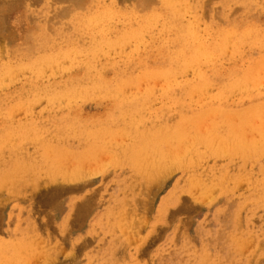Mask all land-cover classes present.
Here are the masks:
<instances>
[{
  "label": "rangeland",
  "instance_id": "obj_1",
  "mask_svg": "<svg viewBox=\"0 0 264 264\" xmlns=\"http://www.w3.org/2000/svg\"><path fill=\"white\" fill-rule=\"evenodd\" d=\"M0 45L1 264H264V0H0Z\"/></svg>",
  "mask_w": 264,
  "mask_h": 264
},
{
  "label": "bare ground",
  "instance_id": "obj_2",
  "mask_svg": "<svg viewBox=\"0 0 264 264\" xmlns=\"http://www.w3.org/2000/svg\"><path fill=\"white\" fill-rule=\"evenodd\" d=\"M62 1H63V0H62ZM64 1H65V0H64ZM66 1H67V0H66ZM77 1H78V0H77ZM106 1H108V0H106ZM169 1H170V0H169ZM71 2H72V1H71ZM117 2H118V1H117ZM247 3H248V2H247ZM118 4H119V3H118ZM176 4H177V3H176ZM31 5H32V4H31ZM107 6H108V5H107ZM164 8H165V7H164ZM189 8H190V7H189ZM249 8H250V7H249ZM181 9H182V8H181ZM191 9H192V8H191ZM165 11H166V10H165ZM165 11H164V12H165ZM192 12H193V11H192ZM245 12H246V11H245ZM167 13H168V12H167ZM163 15H164V14H163ZM16 16H17V19L19 18V27L17 28V29H18V35H19V36H23L24 33L26 34V31H27V25H28V24L26 23V20H25L23 14L20 15V13H19V14H16ZM19 16H20V17H19ZM184 16H185V15H184ZM190 16H191V15H190ZM261 17H262V16H261ZM119 18H120V17H119ZM123 19H124V17H123ZM160 19H161V18H160ZM174 19H175V18H174ZM178 19H179V18H178ZM183 19H184V18H183ZM197 19H198V18H197ZM5 20H8V21H9V20H10V19H9V16H6ZM103 20H104V19H103ZM113 21H114V20H113ZM113 21L111 22L112 24H114ZM117 21H118V20H117ZM115 22H116V20H115ZM124 22H125V21H124ZM111 23H110V24H111ZM138 23H139V22H138ZM152 23H153V21H152ZM185 23H186V22H185ZM108 24H109V23H108ZM258 24H259V23H258ZM97 25H99V24H97ZM238 25H239V24H238ZM105 26H106V25H105ZM136 26H137V25H136ZM190 26H191V25H190ZM115 27H117V26H115ZM115 27H114V28H115ZM125 27H126V26H125ZM125 27H124V28H125ZM193 27H194V26H193ZM238 27H239V26H238ZM177 28H178V27H177ZM90 29H91V28H90ZM174 29H175V27H174ZM174 29H173V30H174ZM202 29H203V28H202ZM202 29H201V30H202ZM40 30H41V29H40ZM114 30H116V29H114ZM119 30H120V29H119ZM142 30H143V29H142ZM201 30H200V31H201ZM103 31H104V29H103ZM127 32H128V31H127ZM94 33H95V32H94ZM99 33H100V32H99ZM133 33H134V32H133ZM205 33H206V32H205ZM244 33H245V32H244ZM113 34H114V33H113ZM118 34H119V33H118ZM219 34H220V33H219ZM250 34H251V32H250ZM96 36H97V35H96ZM96 36H95V37H96ZM111 36H112V35H111ZM197 37H198V36H197ZM199 37H200V36H199ZM199 37H198V38H199ZM138 38H139V37H138ZM138 38H137V40L139 41L140 38H139V39H138ZM141 38H142V37H141ZM201 38H202V37H201ZM208 38H209V37H208ZM257 39H258V38H257ZM87 40H88V39H87ZM87 40H86V41H87ZM137 40H136V41H137ZM206 40H207V39H206ZM130 41H131V40H130ZM132 41H133V40H132ZM136 41L134 40V43H136ZM208 41H209V40H208ZM234 41H235V40H234ZM236 41H237V40H236ZM154 42H155V41H154ZM203 42H204V41H203ZM254 42H255V41H254ZM84 43H85V42H84ZM92 43H93V42H92ZM110 43H111V42H110ZM128 43H129V41H128ZM235 43H236V42H235ZM7 44H8V43H7ZM77 44H78V43H77ZM86 44H87V43H86ZM126 44H127V43H126ZM257 44H258V43H257ZM101 45H102V44H101ZM107 45H108V44H107ZM168 45H169V44H168ZM261 45H262V44H261ZM54 46H55V45H54ZM104 46H105V45H104ZM125 46H126V45H125ZM252 46H253V45H252ZM7 47H8V46H7ZM60 47H61V46H60ZM66 47H67V46H66ZM116 47H117V46H115V48H116ZM121 47H122V46H121ZM121 47H120V48H121ZM136 47H137V46H136ZM158 47H159V45H158ZM1 48H2V46L0 45V49H1ZM4 48H5V47H3V49H4ZM106 48H107V47H106ZM15 49H16V48H15ZM18 49H19V48H18ZM86 49H87V48H86ZM104 49H105V48H104ZM116 49H117V48H116ZM121 49H122L121 51H123V47H122ZM162 49H163V48H162ZM162 49L160 48V50H162ZM256 49H257V47H256ZM4 50H5V49H4ZM7 50H8V49H7ZM13 50H14V49H13ZM46 50H47V49H46ZM95 50H96V49H95ZM108 50H109V49H108ZM117 50H119V48H118ZM117 50H115V51H117ZM11 51H12V49H11ZM105 51H106V50H105ZM109 51H111V50H109ZM112 51H113V50H112ZM112 51H111V52H112ZM216 51H217V50H216ZM4 52H5V51H4ZM9 52H10V51H9ZM107 52H108V51H107ZM117 52H118V51H117ZM168 52H169V51H168ZM11 53H12V52H11ZM71 53H72V52H71ZM75 53H76V51H75ZM97 53H98V52H97ZM24 54H25V53H24ZM59 54H60V52H59ZM156 54H157V53H156ZM26 55H27V54H26ZM39 55H40V54H39ZM76 55H77V54H76ZM92 55H93V54H92ZM13 56H14V55H13ZM24 56H25V55H24ZM32 56H33V55H32ZM41 56H42V55H41ZM52 56H53V55H52ZM80 56H81V55H80ZM89 56H90V53H89ZM9 57H10V56H9ZM59 57H60V56H59ZM76 57H77V56H76ZM82 57H83V56H82ZM135 57H136V56H135ZM135 57H134V58H135ZM142 57H143V56H142ZM154 57H155V56H154ZM89 58H90V57H89ZM91 58H93V57H91ZM94 58H96V57H94ZM213 58H214V57H213ZM8 59H9V58H8ZM15 59H16V58H15ZM24 59H25V58H24ZM45 59H46V58H45ZM73 59H74V58H73ZM131 59H132V58H131ZM135 59H136V58H135ZM135 59H134V60H135ZM202 59H203V58H202ZM207 59H208V58H207ZM211 59H212V58H211ZM239 59H240V58H239ZM241 59H242V58H241ZM248 59H250V58H248ZM216 60H217V58H216ZM254 60H255V59H254ZM11 61H12V60H11ZM20 61H22V60H20ZM88 61H89V60H88ZM92 61H93V60H92ZM94 61H95V60H94ZM94 61H93V62H94ZM96 61H97V60H96ZM110 61H111V60H110ZM135 61H136V60H135ZM218 61H219V60H218ZM233 61H234V60H233ZM243 61H244V59H243ZM245 61H246V60H245ZM16 62H17V61H16ZM28 62H29V61H28ZM61 62H62V61H61ZM64 62H65V61H64ZM214 62H215V61H214ZM222 62H223V61H222ZM222 62L220 61V64H221ZM231 62H232V61H231ZM239 62H240V61H239ZM250 62H251V61H250ZM260 62H261V61H260ZM1 63H2V62H1ZM5 63H7V61H6ZM9 63H10V62H9ZM34 63H35V62H34ZM36 63H37V62H36ZM36 63H35V64H36ZM51 63H53V62H51ZM78 63H79V61H78ZM85 63H86V62H85ZM88 63H89V62H88ZM109 63H110V62H107V65H108ZM216 63H217V62H216ZM241 63H242V62H241ZM252 63H255V62H252ZM257 63H259V62H257ZM35 64H34V65H35ZM58 64H59V62H58ZM62 64H63V62H62ZM82 64H83V63H82ZM104 64H105V63H104ZM217 64H218V63H217ZM223 64H224V63H223ZM238 64H239V63H238ZM4 65H5V64H4ZM13 65H14V64H13ZM43 65H44V63H43ZM43 65H42V66H43ZM53 65H54V64H53ZM115 65H116V64H115ZM207 65H208V64H207ZM215 65H216V64H215ZM254 65H255V64H254ZM256 65H258V64H256ZM80 66H81V65H80ZM98 66H99V65H97V67H98ZM202 66H204V65H202ZM218 66H220V65H218ZM232 66H233V65H232ZM259 66H260V65H259ZM31 67H32V66H31ZM72 67H74V65H72ZM75 67H76V66H75ZM113 67H114V66H113ZM115 67H116V66H115ZM225 67H227V65H226ZM225 67H224V68H225ZM230 67H231V66H230ZM230 67H229V68H230ZM255 67H256V66H255ZM0 68H1V67H0ZM21 68H22V66H21ZM21 68H20V69H21ZM33 68H34V67H33ZM77 68H78V67H77ZM103 68H104V67H103ZM133 68H134V67H133ZM43 69H44V68H43ZM126 69H127V68H126ZM195 69H196V68H195ZM220 69H221V68H220ZM260 69L264 70V68H260ZM260 69H259V70H260ZM13 70L15 71V68H14ZM33 70H34V69H33ZM37 70H38V69H37ZM37 70H36V71H37ZM39 70H40V69H39ZM188 70H189V69H188ZM198 70H199V69H198ZM224 70H225V69H224ZM244 70H245V69H244ZM252 70H253V69H252ZM254 70H255V69H254ZM22 71H23V70H22ZM24 71H25V70H24ZM43 71H45V69L42 70V73H43ZM69 71H70V70H69ZM119 71H120V70H119ZM195 71H196V70H194L193 72H195ZM218 71H220V70H218ZM225 71H226V70H225ZM246 71H247V70H246ZM10 72H12V71H10ZM46 72H47V70H46ZM71 72H72V71H71ZM105 72H106V71H105ZM123 72H124V71H123ZM125 72L127 73V71H125ZM137 72H139V71H137ZM184 72H186V70H185ZM254 72H255V71H254ZM254 72H253V75H255ZM260 72H261V70H260ZM14 73L17 74V72H14ZM21 73H22V72H21ZM23 73H24V72H23ZM31 73H32V72H31ZM37 73H38V72H37ZM88 73H90V72L88 71ZM107 73H108V72H107ZM112 73H113V72H112ZM188 73L191 74V71H189ZM188 73H184V74H188ZM246 73H248V72H246ZM261 73H262V75H264V74H263L264 72H261ZM261 73L256 74V76H257V75H261ZM29 74H30V73H29ZM82 74H83V73H82ZM96 74H97V73H96ZM104 74H106V73H104ZM139 74H140V73H139ZM11 75H12V74H11ZM38 75H40V74H38ZM109 75H110V74H109ZM149 75H150V74H149ZM153 75H154V74H153ZM182 75H183V74H182ZM253 75H252V76H253ZM41 76H42V75H41ZM103 76H104V75H103ZM140 76H141V75H140ZM140 76H139V77H140ZM170 76H171V75H170ZM177 76H179V75H177ZM191 76H192V75H191ZM191 76H190V77H191ZM256 76H255V77H256ZM5 77H6V76H5ZM8 77H9V76H8ZM12 77H13V76H12ZM29 77H30V75H29ZM39 77H40V76H39ZM39 77H38V78H39ZM65 77H67V76H65ZM90 77H91V76H90ZM115 77H117V76H115ZM115 77H114V79H115ZM151 77H152V76H151ZM196 77H197V76H196ZM248 77H249V76H248ZM258 77H259V78H257V80L260 79L261 76H258ZM31 78H32V77H31ZM33 78H34V77H33ZM55 78H56V77H55ZM63 78H64V77H63ZM112 78H113V77H112ZM112 78H111V79H112ZM176 78H177V77H176ZM183 78H184V77H183ZM194 78H195V77H194ZM261 78H262V77H261ZM40 79H41V77H40ZM44 79H45V78H44ZM44 79H43V80H44ZM49 79H50V78H49ZM93 79H95V78H93ZM96 79H97V77H96ZM109 79H110V78H109ZM111 79H110V80H111ZM114 79H113V80H114ZM144 79H145V78L143 77V79H142L141 81H143ZM147 79H148V78H147ZM160 79H161V78H160ZM250 79H251V78H250ZM30 80H31V79H30ZM53 80H54V79H53ZM62 80H63V79H62ZM87 80H88V79H87ZM87 80H86V81H87ZM171 80H172V79H171ZM177 80H178V79H177ZM184 80H185V79H184ZM196 80H197V79H196ZM255 80H256V78L254 79V81H255ZM1 81H2V80H1ZM1 81H0V82H1ZM15 81H16V80H15ZM15 81H13V82L15 83ZM27 81H28V80H27ZM57 81H58V80H57ZM57 81H56V82H57ZM60 81H61V80H60ZM90 81H91V80H90ZM90 81H89V82H90ZM144 81H145V80H144ZM168 81H169V79H168ZM254 81L251 80V83L254 82ZM259 81H260V80H259ZM262 81H263V80H261V83H263ZM41 82H42V81H41ZM43 82H45V81H43ZM49 82H50V81H49ZM87 82H88V81H87ZM89 82H88V83H89ZM106 82H107V81H106ZM169 82H170V81H169ZM172 82H173V81H172ZM179 82H180V81H179ZM181 82H182V81H181ZM185 82H186V81H185ZM247 82H248V79H247ZM22 83L24 84V83H26V82H22ZM30 83H31V82H30ZM109 83H110V81H109ZM118 83H119V82H118ZM162 83H163V82H162ZM164 83H165V81H164ZM164 83H163V84H164ZM251 83H250V84H251ZM254 83H255V82H254ZM254 83H253V85H254ZM261 83H259V85H258V81H256V84H257L258 86H260ZM27 84H28V82H27ZM33 84H34V83H33ZM33 84H32V85H33ZM40 84H41V83H39V85H40ZM83 84H84V83H83ZM85 84H86V83H85ZM121 84H123V82H122ZM121 84H119V87L121 86L120 89H121V88L123 89V85H121ZM163 84H162V85H163ZM165 84H166V83H165ZM175 84H176V83H175ZM248 84H249V82H248ZM248 84H247V88H249V87H251V86L254 88V86H253L252 84H251V86H250V84H249V85H248ZM263 84H264V83H263ZM25 85H26V84H25ZM52 85H53V84H52ZM130 85H131V84H130ZM172 85H173V83H172ZM172 85H171V86H172ZM178 85H179V84H178ZM206 85H207V84H206ZM46 86H47V85H46ZM61 86H62V85H61ZM127 86H128V85H127ZM153 86H154V85H153ZM153 86H152V87H153ZM171 86H170V87H171ZM186 86H187V85H186ZM258 86H257V87H258ZM261 86H262V84H261ZM261 86H260V87H261ZM263 86H264V85H263ZM263 86H262V87H263ZM4 87H7V86H4ZM35 87H36V85H35ZM44 87H45V86H44ZM103 87H105V85H104ZM164 87H166V86L164 85V86H163V89H165ZM174 87H175V86H174ZM217 87H218V86H217ZM241 87H242V86H241ZM252 87H251V88H252ZM0 88H2V87L0 86ZM11 88H12V87H11ZM18 88H20V87H18ZM18 88H17V89H18ZM32 88H33V87H32ZM40 88H41V87H40ZM40 88H38V89H40ZM76 88H77V87H76ZM134 88H135V87H134ZM153 88H154V87H153ZM153 88H152V91H153ZM155 88H156V87H155ZM158 88H159V87H158ZM213 88H214V87H213ZM239 88H240V87H239ZM243 88H244V90H245V84H244ZM9 89H10V86H9ZM14 89H15V86H14ZM24 89H25V88H24ZM27 89H28V88H27ZM30 89H31V88H30ZM35 89H36V88H35ZM44 89H45V88H44ZM50 89H51V88H50ZM95 89H96V87H95ZM120 89H119V90H120ZM124 89H125V88H124ZM139 89H140V88H139ZM209 89H210V88H209ZM235 89H236V88H235ZM235 89H234V90H235ZM256 89H260V88H256ZM256 89H255V91H256ZM2 90H3V89H2ZM2 90L0 89L1 92H2ZM22 90H23V89H22ZM102 90H104V89H102ZM135 90H136V89H135ZM165 90H167V89H165ZM210 90H211V89H210ZM210 90H208V92H207V90H205V91H206V93L208 94V93L210 92ZM240 90H241V88H240ZM249 90H251V89H247L246 91H249ZM5 91H6V90H5ZM7 91H8V90H7ZM30 91H32V90H30ZM30 91H28V92L30 93ZM35 91H36V90H35ZM48 91H49V90H48ZM121 91H122V90H121ZM121 91H120V92H121ZM123 91H125V90H123ZM128 91H129V90H128ZM158 91H159V90H158ZM193 91H194V90H193ZM195 91H196V90H195ZM197 91H198V90H197ZM213 91H214V89H213ZM241 91H242V90H241ZM252 91H253V90H252ZM258 91H259V90H257V92H258ZM262 91H263V90H262ZM9 92H10V90H9ZM9 92H8V93H9ZM17 92H18V91H17ZM17 92H16V93H17ZM28 92H27V93H28ZM76 92H77V91H76ZM146 92H147V91H146ZM148 92H149V91H148ZM165 92H166V91H165ZM167 92H168V91H167ZM234 92H235V91H234ZM263 92H264V91H263ZM16 93H15V95H16ZM150 93H151V92H150ZM150 93H149V94H150ZM153 93H154V92H153ZM195 93H196V92H195ZM195 93H194V94H195ZM198 93H199V92H198ZM204 93H205V92H203V94H204ZM215 93H216V92H215ZM238 93L240 94L239 89H238ZM242 93H243V91L241 92V94H242ZM244 93H245V91H244ZM244 93H243V94H244ZM168 94H169V93H168ZM234 94H235V93H234ZM34 95H35V94H34ZM191 95H192V94H191ZM200 95H202V94H200ZM197 96H198V94H197ZM203 96H204V95H202V97H203ZM247 96H248V94H247ZM53 97H54V96H53ZM192 97H193V96H192ZM200 97H201V96H200ZM200 97H199V99L202 101L204 98L201 97V98H202V99H201ZM205 97H206V96H205ZM208 97H209V94H208ZM252 97H253V96H252ZM5 98H6V97H5ZM10 98H11V97H9V99H10ZM59 98H60V97H59ZM62 98H63V97H62ZM62 98H60V99H62ZM219 98H220V97H219ZM232 98H233V97H232ZM240 98H241V96H240ZM245 98H246V97H245ZM259 98H260V97H259ZM47 99H48V98H47ZM54 99H55V98H54ZM65 99H66V98L64 97V101H65ZM196 99L198 100V98H196ZM206 99H208V98L206 97ZM229 99H230V98H229ZM251 99H252V98H251ZM44 100H46V99H44ZM56 100H57V99H56ZM58 100H59V99H58ZM186 100H187V99H186ZM193 100H195V99H193ZM204 100H205V99H204ZM215 100H217V99H215ZM233 100H234V99H233ZM260 100H261V99H260ZM7 101H8V99H7ZM42 101H43V100H42ZM42 101L40 102V104H42ZM68 101H70V100L68 99ZM168 101H169V100H168ZM172 101H173V100H172ZM201 101H200V102H201ZM222 101H223V100H222ZM254 101H255V100H254ZM11 102H12V101H11ZM191 102H192V100H191ZM213 102H214V101H213ZM213 102H212V103H213ZM251 102H253V101L251 100ZM255 102H256V101H255ZM60 103H61V102H60ZM62 103H63V102H62ZM208 103H209V102H208ZM243 103H244V102H243ZM245 103H246V101H245ZM248 103H249V102H248ZM31 104L33 105V103H31ZM55 104H56V103H55ZM192 104H193V103H192ZM210 104H211V103H210ZM70 105H72V104H70ZM245 105H246V104H245ZM262 105H263V104H262ZM22 107H23V106H22ZM22 107H21V108H22ZM63 107H64V106H63ZM73 107H74V106H73ZM73 107H72V109H73ZM192 107H193V106H192ZM211 107H212V106H211ZM218 107H219V106H218ZM258 107H259V105H258ZM18 108H19V107H18ZM64 108H65V107H64ZM251 108H252V107H251ZM251 108H250V110H251ZM262 108H264V107H262ZM23 109H24V108H23ZM53 109H54V108H53ZM60 109H63V108H60ZM222 109H223V108H222ZM234 109H235V108H234ZM245 109H246V108H245ZM259 109H260V108H259ZM70 110H71V109H70ZM75 110H76V109H75ZM207 110H208V109H207ZM217 110H218V109H217ZM250 110H249V112H250ZM54 111H55V109H54ZM61 111H62V110H61ZM67 111H68V110H67ZM162 111H163V110H162ZM2 112H3V111H2ZM70 112H71V111H69V113H70ZM220 112H221V111H220ZM4 113H6V112H4ZM133 113H134V112H133ZM159 113H160V112H159ZM161 113H162V112H161ZM168 113H169V112H168ZM218 113H219V112H218ZM221 113H222V112H221ZM221 113H220V114H221ZM235 113H236V112H235ZM235 113L233 114L232 112H230L231 115H232V114H233L234 116L238 115V113H237L236 115H235ZM239 113H240V112H239ZM246 113H247V112L245 111V115H244V116H246ZM211 114H212V113H211ZM211 114H209V115H211ZM262 114H263V113H262ZM123 115H124V114H123ZM158 115L160 116V114H158ZM172 115H173V114H172ZM175 115H176V113H175ZM215 115L218 116V114H216V113H215ZM227 115H229V114H227ZM263 115H264V114H263ZM263 115H262V117H263ZM127 116H128V115H127ZM135 116H136V115H135ZM137 116H138V115H137ZM170 116H171V115H170ZM176 116H177V115H176ZM207 116H208V115H207ZM241 116H242V115H241ZM259 116H260V115H259ZM209 117H210V116H209ZM209 117H207V118H209ZM211 117H213V116L211 115ZM211 117H210V118H211ZM214 117H215V116H214ZM225 117H226V115L224 116V119H225ZM1 118H2V117H1ZM4 118H5V117H4ZM165 118H166V117H165ZM194 118H195V116H194ZM221 118H222V117H221ZM228 118H232V117L229 116ZM5 119H7V118H5ZM119 119H120V118H119ZM125 119L127 120L128 118H125ZM132 119H133V117H132ZM214 119H215V118H213L212 120H214ZM216 119H217V117H216ZM252 119H253V118H251V120H252ZM257 119H258V118H257ZM261 119H262V118H261ZM261 119H258V120H259V123H257L258 120H254L255 122L257 121L256 124L259 125V124L261 123V125H262V126H259L260 128L257 127V128H259V129L256 130V126H255L256 124H255V122H254V127H255L254 131H256L257 134L260 133V132H262V130H264V129H261V127L263 128V125H264V124H263V123H264V118H263V120H261ZM141 120H142V119H141ZM172 120H174V119H172ZM217 120H218V119H217ZM220 120H221V119H220ZM222 120H223V119H222ZM226 120H227V119H226ZM232 120H233V119H232ZM260 120H261V121H260ZM157 121H158V120H157ZM167 121H168V120H167ZM169 121H170V119H169ZM192 121H193V123H194V120H193V119H192ZM234 121H235V120H234ZM241 121H242V120H241ZM241 121H240V122H241ZM244 121H245V120H244ZM246 121H247V119H246ZM252 121H253V120H252ZM220 122H221V121H220ZM227 122H228V121H227ZM166 123H167V122H166ZM169 123H170V122H168V124H169ZM184 123H185V122H184ZM187 123H188V122H187ZM190 123H191V122H190ZM214 123H215V122H214ZM216 123H218V122H216ZM222 123H223V122H222ZM232 123H233V122H232ZM238 123H239V122H238ZM241 123H243V122H241ZM154 124H155V123H154ZM161 124H162V123H161ZM171 124H172V123H171ZM211 124H212V123H211ZM234 124H235V126H236V123H234ZM234 124H233V126H234ZM142 125H143V124H142ZM172 125H173V124H172ZM181 125H183V123H182ZM191 125H193V124H191ZM215 125H216V124H214V126H215ZM219 125H220V124H219ZM238 125H240V124H238ZM238 125H237V126H238ZM241 125H243V124H241ZM252 125H253V124H252ZM161 126H162V125H161ZM168 126H169V125H168ZM196 126H198V125L196 124ZM204 126H205V125H204ZM245 126H246V125H245ZM154 127H155V126H154ZM163 127H164V126H163ZM191 127H192V126H191ZM211 127H212V126H211ZM215 127H216V126H215ZM215 127H214V128H215ZM224 127H225V125H224ZM231 127H232V126H231ZM16 128H17V127H16ZM161 128H162V127H161ZM184 128H186V126H185ZM184 128H183V129H184ZM187 128L189 129L190 127H187ZM203 128H204V127H203ZM208 128H209V127H208ZM252 128H253V126H252ZM136 129H137V128H136ZM156 129H157V128H156ZM188 129H186V130L188 131ZM190 129H191V128H190ZM190 129H189V130H190ZM200 129H202V128H200ZM204 129H206V127H205ZM215 129H216V128H215ZM234 129H235V128H234ZM241 129H244V128H241ZM168 130H169V129H168ZM197 130H198V129H197ZM211 130H212V128H211ZM211 130H210V128H209V131H211ZM236 130H238V129H236ZM260 130H261V131H260ZM0 131H1V130H0ZM119 131H120V130H119ZM148 131H149V129H148ZM148 131H147V134H149ZM160 131H161V129L159 130V132H160ZM199 131H201V130H199ZM219 131H220V130H219ZM244 131H245V130H243L242 132H244ZM124 132H125V131H124ZM157 132H158V131H157ZM169 132H170V131H169ZM185 132H186V131L184 130V133H185ZM203 132H204V130H203ZM203 132H202V133H203ZM236 132H237V131H236ZM89 133H90V131H89ZM140 133H141V132H140ZM152 133H153V132H152ZM208 133H209V132H208ZM238 133H240V129H239V132H238ZM245 133H246V132H245ZM254 133H255V132H254ZM262 133H264V132H262ZM59 134H60V133H59ZM143 134H144V136L146 135V134H145V131H144ZM143 134L141 133V136H142ZM157 134H158V133L153 134V135H157ZM168 134H169V133H168ZM180 134H181V133H180ZM206 134H207V132H206ZM210 134H211V133H209V136H210ZM255 134H256V133H255ZM63 135H64V133H63L61 136H63ZM110 135H111V134H110ZM170 135H171V134H170ZM187 135H188V134H187ZM215 135H216V134H215ZM246 135H247V134H246ZM246 135L244 134V136H246ZM248 135H249V134H248ZM248 135H247V136H248ZM252 135H253V133H252ZM258 135H259V134H258ZM258 135H257V136H258ZM260 135H261V136H264L263 134H260ZM260 135H259V136H260ZM10 136H11V135H10ZM43 136H44V135H43ZM144 136H143V137H144ZM151 136H152V135H151ZM190 136H191V135H190ZM199 136H200V135H199ZM199 136L197 135L196 137H199ZM212 136H213V134H212ZM212 136H211V137H212ZM216 136H217V135H216ZM216 136H215V137H216ZM219 136H220V135H219ZM228 136H229V135H228ZM238 136H239V135H238ZM240 136H241V134H240ZM261 136H260V138H261ZM14 137H15V139L17 138V136H14ZM27 137H28V136H27ZM47 137H48V136H47ZM90 137H91V136H90ZM114 137H115V136H114ZM158 137H159V134H158ZM191 137H193V136H191ZM191 137L188 138L189 140L187 139L188 141L184 140V141H186V142L189 143V144H188V143L185 144V142H184V144H185L186 146L191 144V142H190ZM204 137H205V136H204ZM229 137H230V136H229ZM241 137H242V136H241ZM34 138H35V137H34V135H33V139H34ZM40 138H42V137H40ZM40 138H37V139H40ZM69 138H70V137H69ZM127 138H128V137H127ZM127 138H126V139H127ZM149 138H150V137H149ZM156 138H157V137H156ZM162 138H163V137H161V139H162ZM199 138H200V137H199ZM216 138H217V137H216ZM219 138H220V137H219ZM242 138H243V137H242ZM248 138H249V136H248ZM248 138H247L246 140H248ZM250 138H252V137H250ZM15 139H14V140H15ZM33 139H30V140H33ZM49 139H50V138H49ZM59 139H60V138H59ZM75 139H76V138H75ZM109 139H110V138H109ZM165 139H166V138H165ZM193 139H194V140H193ZM193 139H192L191 141L196 143V142H197L196 138L193 137ZM197 139H198V138H197ZM212 139H213V138H211V140H212ZM214 139H215V138H214ZM227 139H228V137H227ZM227 139H226V140H227ZM253 139H254V138H253ZM2 140H3V139H2ZM45 140H46V139H45ZM150 140H152V138H151ZM157 140H159V138H158ZM157 140H156V141H157ZM200 140H201V138H200ZM215 140H216V139H215ZM222 140H225V139L223 138ZM243 140H244V139H243ZM9 141H10V139H9ZM9 141H6V142H9ZM24 141H25V140H24ZM28 141H29V140H28ZM38 141H39V140H38ZM38 141H37V142H38ZM40 141H41V140H40ZM42 141H44V139H43ZM63 141H64V140H63ZM89 141H90V139H89ZM127 141H128V140H127ZM146 141H148V139H147ZM153 141H154V140H153ZM160 141H161V140H160ZM181 141H182V140H181ZM228 141H229V140H228ZM263 141H264V139H263ZM6 142H5V143H6ZM37 142L35 141V143H37ZM53 142H54V141H53ZM64 142H65V141H64ZM106 142H107V141H106ZM154 142H155V141H154ZM173 142H174V141H173ZM211 142H212V141H211ZM213 142H214V140H213ZM215 142H216V141H215ZM220 142H221V141H220ZM223 142H224V141H223ZM233 142H234V141H233ZM240 142H241V141H240ZM252 142H253V144H255V141L252 140ZM252 142H251V144H252ZM256 142H257V141H256ZM23 143H24V142H23ZM26 143H27V141H26ZM26 143H25V144H26ZM29 143H30V142H29ZM32 143H34V142H32ZM39 143H40V142H39ZM61 143H62V142H61ZM131 143H132V142H131ZM133 143H134V141H133ZM135 143H136V142H135ZM156 143H157V142H156ZM169 143H170V140H169ZM178 143H179V142H178ZM201 143H202V142H201ZM221 143H222V142H221ZM224 143H225V145H226V142H224ZM227 143H228V142H227ZM258 143H259V145L264 143V142H262V138H261V143H260V142H258ZM7 144H9V143H7ZM37 144H38V143H37ZM37 144H36V145H37ZM40 144H41V143H40ZM44 144H45V141H44ZM44 144L42 143V145H44ZM144 144H145V143H144ZM202 144H203V143H202ZM219 144H220V143H219ZM222 144H223V143H222ZM222 144H221V145H222ZM235 144H236V147H237V142H236ZM243 144H244V143H243ZM256 144H257V143H256ZM3 145H4V144H3ZM10 145H11V144H10ZM22 145H23V144H22ZM22 145H21V146H22ZM26 145H27V144H26ZM26 145H25V146H26ZM28 145H29V144H28ZM32 145H33V144H32ZM47 145H48V144H47ZM130 145H132V144H130ZM191 145H192V144H191ZM191 145H190L189 147L193 150L194 144H193L192 146H191ZM232 145H233V144H232ZM257 145H258V144H257ZM259 145H258V146H259ZM8 146H9V145H8ZM13 146H14V145H13ZM33 146H34V145H33ZM33 146H32V147H33ZM167 146H168V145H166V147H167ZM182 146H183V147H182L183 152L186 153L187 151H186V149H184V147L186 148V146H184V145H182ZM199 146H201V145H199ZM202 146H203V145H202ZM223 146H224V145H223ZM2 147H3V146H2ZM5 147H7V145H6ZM5 147H4V148H5ZM9 147H10V146H9ZM19 147H20V146H19ZM22 147H23V146H22ZM22 147H21V148H22ZM34 147H35V146H34ZM49 147H50V146H49ZM108 147H109V146H108ZM131 147H133V146H131ZM177 147H180V149H181V144H180V146H177ZM189 147H188V150H190V152H189V151H188V152H189L190 155H191L192 153H194V151H191V149H190ZM195 147H196V145H195ZM230 147H231V151H233V150H232V146H230ZM240 147H241V146H240ZM260 147L262 148V146H259V148H258V147H255V145H254V148H256V149L258 148L257 150H259ZM10 148H11V147H10ZM28 148H29V147H28ZM157 148H158V146H157ZM173 148H174V147H173ZM197 148H198V147H197ZM218 148H219V146H218ZM218 148H217V149H218ZM223 148H225V147H223ZM11 149H12V148H11ZM11 149H10V150H11ZM30 149H31V148H29V150H30ZM43 149H44V148H43ZM45 149L47 150L48 148H45ZM176 149H177V148H176ZM176 149H174V150L172 149V152L174 151V152H173V156H172V155H169V154L166 152L167 149H166V151H164V152H166L165 154H168L169 156H171L172 158H174V161H172V158L169 157V161H170V159H171V161L173 162V165H175V163H177V165H178V163H179V161H180V162H181V166H182V162H183V160H179V161H178V158L181 159V158L183 157L182 154H184V155L186 156V154H188V153L185 154V153L181 152L182 150L177 151L178 149H177V150H176ZM194 149H195V148H194ZM204 149H205V151H206L205 146H204ZM217 149H216V150H217ZM225 149H226V148H225ZM239 149H240V148L238 147L237 150H239ZM244 149H245V148H244ZM12 150H13V149H12ZM12 150H11V151H12ZM19 150L22 151V149H19ZM34 150H35V148H34ZM40 150H41V149H40ZM40 150H39V151H40ZM48 150H49V149H48ZM105 150H106V149H105ZM108 150H109V149H108ZM152 150H153V149H152ZM156 150H158V149H156ZM156 150H155V151H156ZM168 150H169V148H168ZM175 150H176L177 152H175ZM228 150H230V149H228ZM52 151H53V149H52ZM52 151H51V152H52ZM109 151H110V150H109ZM137 151H138V149H137ZM147 151H148V149H147ZM147 151H146V152H147ZM150 151H151V149H150ZM2 152H3V150H2ZM4 152H5V151H4ZM13 152H16V150L13 151ZM36 152H37V150H36ZM46 152H47V151H46ZM48 152L51 153L50 151H48ZM54 152H55V151H54ZM103 152H104V151H103ZM142 152H143V150H141V154L139 153L140 155L137 154V157H138V156H141V155L143 154ZM153 152H154V151H153ZM160 152H161V151H160ZM168 152H169V151H168ZM172 152H171V154H172ZM178 152H179V153L181 152L180 154H181L182 156H180ZM196 152H197V150H196ZM216 152H217V151H216ZM17 153H18V151H17ZM17 153H16V154H17ZM31 153H32V152H31ZM49 153H48V154H49ZM107 153H109V152H107ZM112 153H114V152H112ZM134 153H136V152H134ZM134 153H133V154H134ZM147 153H148V152H147ZM150 153H151V152H150ZM156 153H157V151H156ZM199 153H200V152H199ZM202 153H203V152H202ZM4 154H5V153H4ZM10 154H11V153H10ZM24 154H25V153H24ZM29 154H30V153H29ZM45 154H46V153H45ZM45 154H44V156H45ZM53 154H54V153H53ZM84 154H85V153H84ZM114 154H115V153H114ZM151 154H152V153H151ZM160 154H161V153H160ZM217 154H218V153H217ZM223 154H225V153H223ZM12 155H13V154H12ZM31 155H32V154H31ZM108 155H109V154H108ZM48 156H49V155H48ZM51 156H52V155L50 154L49 157H51ZM148 156H149V154H148ZM161 156H164V154H162ZM166 156H167V155H166ZM166 156H165V157H166ZM191 156H192V155H191ZM193 156H194V155H193ZM0 157H1V156H0ZM18 157H20V156H18ZM26 157H28V156H26ZM53 157H54V156H53ZM131 157H132V156H131ZM141 157H142V156H141ZM158 157H159V156H158ZM167 157H168V156H167ZM167 157H166V159H164L165 161L168 159ZM180 157H181V158H180ZM200 157H201V156H200ZM15 158H16V156H15ZM34 158H35V157H34ZM54 158H55V157H54ZM58 158H59V157H58ZM92 158H93V157H92ZM132 158H133V157H132ZM145 158H146V157H145ZM0 159H1V158H0ZM25 159H26V158H25ZM50 159H51V158H50ZM112 159L114 160V158H112ZM112 159H110V160L113 161ZM141 159L143 160V158H139V160H140V161H139L138 158H137V160H138L139 162L142 161ZM162 159H163V158H162ZM186 159H187V157H186ZM195 159H196V158H195ZM195 159H194V160H195ZM17 160H18V159H17ZM22 160H23V159H22ZM51 160H53V159H51ZM148 160H150V157L148 158ZM159 160H160L159 158L156 159V161L158 162V165H159V166H161V164H164V165H165V163H161L162 161H159ZM164 160H163V161H164ZM175 160H177V161L175 162ZM5 161H7V159H6ZM23 161H24V160H23ZM54 161H57V158H56ZM60 161H61V160H60ZM146 161H147V160H146ZM153 161H154V160H153ZM21 162H22V161H21ZM21 162H19V163H21ZM67 162H68V161H67ZM76 162H77V161H76ZM106 162H107V161H106ZM113 162H114V161H113ZM139 162H137V164H138ZM147 162H148V161H147ZM172 162H170V165L172 164ZM174 162H175V163H174ZM193 162H194V161H193ZM198 162H199V161H198ZM5 163H6V162H5ZM7 163H8V162H7ZM23 163H24L23 166H25V162H23ZM74 163H75V162H74ZM96 163H97V162H96ZM117 163L119 164V161H118ZM134 163H135V162H134ZM159 163H160V164H159ZM167 163H169L168 160H167ZM167 163H166V164H167ZM185 163H186V161H185L183 164L185 165ZM0 164H1V162H0ZM53 164H56V169H53V170H54V171H55V170L58 171V169H59L60 166L58 167L57 162H56V163L54 162ZM58 164H59V163H58ZM89 164H90V163H89ZM94 164H95V163H94ZM137 164L135 165V167H138ZM139 164H140V163H139ZM142 164H143V163H142ZM142 164H141V166H144L146 163H145L144 165H142ZM179 164H180V163H179ZM20 165H21V164H20ZM20 165H19V167H20ZM31 165H33V164H31ZM77 165H78V164H77ZM86 165H87V164H86ZM146 165H148V164H146ZM150 165H152V163L149 164V165L147 166V169H149V166H150ZM167 165H168V164H167ZM167 165H166V166H167ZM173 165H172V166H173ZM177 165H176V166H177ZM12 166H13V165H12ZM14 166H15V165H14ZM14 166H13V167H14ZM23 166H21L20 168H18V167L16 166L17 168L15 167V168H12V169H18V170H19V169H21ZM52 166H53V165H52ZM52 166H51V167H52ZM115 166L118 168L117 165H115ZM155 166H156V163H155ZM155 166H154V167H155ZM162 166H163V165H162ZM166 166H165V167H166ZM178 166H180V165H178ZM178 166H177V167H178ZM57 167H58V169H57ZM61 167H62V166H61ZM78 167H79V166H78ZM152 167H153V166H152ZM152 167H151V168H152ZM154 167H153L152 169H154ZM157 167H158V166H157ZM163 167H164V166H163ZM163 167H162V168H163ZM165 167H164V168H165ZM174 167H175V166H174ZM177 167H176V169H177ZM189 167H190V166H189ZM25 168H27V167L25 166ZM25 168H24V169H25ZM93 168H94V167H93ZM130 168H131V167H130ZM142 168H143V167H142ZM151 168H150V169H151ZM155 168H156V167H155ZM2 169H3V167H2ZM34 169H35V168H33V170H34ZM72 169H73V168H72ZM131 169H132V168H131ZM147 169H146V170H147ZM152 169H151V170H152ZM165 169H166V168H165ZM171 169H172V168H171ZM181 169H182V167H181ZM0 170H1V169H0ZM10 170H11V169H10ZM35 170H37V169H35ZM50 170H51V169H50ZM50 170H49V171H50ZM70 170H71V169H70ZM77 170H79V169H77ZM115 170H116V169H115ZM141 170H142V169H141ZM141 170H140V171H141ZM158 170H159V169H158ZM166 170H167V169H166ZM14 171H15V170H14ZM24 171H26V170H24ZM29 171H31V170H29ZM38 171H39V170H38ZM75 171H76V170H75ZM80 171H81V174H82V172H83L82 169H81ZM80 171H77V173H75L74 175L78 176L77 174H78ZM161 171H164V170L162 169V170H160V171H158V172H161ZM1 172H3V171H1ZM33 172H34V171H33ZM40 172H42V171H40ZM71 172H72V171H71ZM87 172H88V171H87ZM145 172H146V171H145ZM165 172H166V171H165ZM172 172H173V171H172ZM3 173H4V172H3ZM3 173H2V174H3ZM13 173H14V172H13ZM35 173H36V172H35ZM44 173H45V172H44ZM53 173H55V172H53ZM57 173H58V172H57ZM62 173H63V171H62ZM73 173H74V172H73ZM84 173H85V172H84ZM88 173H90V172H88ZM162 173H163V172H162ZM167 173H168V172H166V174H167ZM4 174H6V173H4ZM19 174H20V173H19ZM29 174H30V173H29ZM39 174H41V173H39ZM45 174H46V173H45ZM63 174H64V173H63ZM63 174H62V177L66 179V176H64V175H67V171H66V174H64V175H63ZM81 174H80V175H81ZM131 174L133 175V173H131ZM134 174H135V173H134ZM6 175H7V176L5 177V179H6L7 177H10V176H11V178H13V177H12V172H10V176H8V174H6ZM49 175H50V174H49ZM93 175H94V174H93ZM13 176L15 177V175H13ZM16 176H19V175H16ZM38 176H39V175H38ZM67 176H68V175H67ZM76 176H75V177H76ZM82 176H83V175H82ZM82 176H80V177H82ZM136 176H137V175H136ZM22 177H23V175H22ZM50 177H51V176H50ZM56 177L58 178L57 175H56ZM62 177H61V178H62ZM71 177H72V176H71ZM85 177L87 178L88 175H87V176H84L83 178L85 179ZM28 178H29V177H28ZM45 178L48 179L47 177H45ZM51 178H52V177H51ZM135 178H136V177H135ZM52 179H53V178H52ZM65 179H64V180H65ZM67 179H68V178H67ZM75 179H76V178H75ZM205 179H206V178H205ZM32 180H34V179L32 178ZM39 180H41V179H39ZM71 180H72V179H71ZM81 180H82V178L80 179V181H81ZM213 180H214V179H213ZM34 181H35V180H34ZM37 181H38V180H37ZM41 181H42V180H41ZM50 181H51V179H50ZM57 181H58V180H57ZM59 181H60V180H59ZM59 181H58V182H59ZM74 181H75V180H74ZM77 181H79V179H78ZM193 181H194V179H193ZM193 181H192V182H193ZM13 182H14V181H13ZM13 182H12V183H13ZM16 182H17V181H16ZM24 182H25V181H24ZM43 182H44V181H43ZM75 182H76V181H75ZM75 182H74V183H75ZM197 182H198V181H197ZM7 183H8V182H7ZM21 183H22V182H21ZM21 183H19V184H21ZM39 183H40V182H39ZM68 183L70 184V182H68ZM72 183H73V182H72ZM72 183H71V184H72ZM74 183H73V184H74ZM8 184H9V183H8ZM24 184H25V183H24ZM40 184H41V183H40ZM55 184H57V183H55ZM61 184H62V183H61ZM64 184H65V183H64ZM2 185H3V183H2ZM6 185H7V184H6ZM14 185H17V183L14 182ZM37 185H38V184H37ZM53 185H54V182H53ZM53 185H52V186H53ZM58 185H59V184H58ZM62 185H63V184H62ZM62 185H61V186H62ZM198 185H199V184H198ZM4 186H5V182H4ZM4 186H2V187H4ZM17 186H19V185H17ZM29 186H31V185H29ZM29 186H28V188H29ZM49 186H50V184H49ZM59 186H60V185H59ZM59 186H58V187H59ZM65 186H66V184H65ZM130 186H132V184H130ZM193 186H194V185H193ZM196 186H197V184H196ZM50 187H51V186H50ZM133 187H134V185H133ZM31 188H33V187H31ZM45 188H46V187H45ZM45 188H44V189H45ZM51 188H52V187H51ZM67 188H68V187H67ZM67 188H66V189H67ZM75 188H77V187H75ZM190 188L192 189V187H190ZM194 188H195V187H194ZM197 188H198V186H197ZM200 188H202V186H201ZM12 189H13V188H12ZM14 189H15V187H14ZM46 189H47V188H46ZM55 189H56V187H55ZM77 189H79V188H77ZM4 190H5V188H4ZM34 190H35V189H34ZM40 190H41V189H40ZM75 190H76V189H75ZM192 190H193V189H192ZM194 190H195V189H194ZM214 190H215V189H214ZM5 191H6V190H5ZM30 191H31V190H30ZM59 191H60V190H59ZM211 191H212V190H211ZM62 192H63V191H62ZM128 192H129V191H128ZM130 192H131V191H130ZM194 192H195V191H194ZM197 192H198V191H197ZM206 192H207V191H206ZM206 192H205V194H206ZM5 193H6V192H5ZM42 194H43V193H42ZM60 194H61V192H60ZM88 194H89V193H88ZM88 194H86V195H88ZM33 195H34V194H33ZM49 195H51V194H49ZM86 195H85V196H86ZM89 195H90V194H89ZM95 195H96V194H95ZM211 196H212V195H211ZM0 197H1V196H0ZM23 197H24V196H23ZM38 197H39V196H38ZM38 197H37V198H38ZM46 197H48V196H46ZM135 197H136V196H135ZM212 197H213V196H212ZM33 198H34V197H33ZM35 198H36V197H35ZM35 198H34V199H35ZM40 198H41V196H40ZM44 198H45V197H44ZM10 199H11V198H10ZM18 199H19V198H18ZM58 199H59V196H58ZM45 200H46V199H45ZM80 200H81V199H80ZM49 202H50V201H49ZM34 203H35V202H34ZM45 203H46V202H45ZM78 203L80 204V202H78ZM88 203H89V202H88ZM90 203H91V201H90ZM247 203H248V202H247ZM39 204H40V203H39ZM43 204H44V203H43ZM91 204H92V203H91ZM32 205H33V204H32ZM0 206H1V204H0ZM33 206H34V205H33ZM39 206H40V205H39ZM44 206H45V205H44ZM75 206H76V205H75ZM85 206H86V205H85ZM73 207H74V206H73ZM73 207H72V208H73ZM86 207H87V206H86ZM182 207H183V206H182ZM77 208H78V207H77ZM84 208H85V207H84ZM180 208H181V207H180ZM34 209H37V207H34ZM43 209H44V208H43ZM82 209H83V207H82ZM182 209H184V208H182ZM37 210H38V209H37ZM37 210H36V211H37ZM75 210H76V209H75ZM77 211H79V210H77ZM77 211H76V212H77ZM85 211H87V210H84V212H85ZM41 212H42V211H41ZM76 212H74V213H76ZM32 213H33V212H32ZM79 214H82V210H81V213H79ZM83 214H84V213H83ZM77 215H78V214H77ZM70 216H71V215H70ZM74 216H75V215H74ZM79 216H80V215H79ZM138 216H139V215H138ZM34 217H35V216H34ZM37 217H38V216H37ZM67 217H68V216H67ZM71 218H72V217H71ZM71 218H70V220H71ZM142 218H144V217H142ZM36 219L38 220V218H36ZM39 220H40V219H39ZM39 220H38V221H39ZM137 220H138V219H137ZM143 220H145V219H143ZM65 221H66V220H65ZM39 222H40V221H39ZM72 222H73V221L71 220V223H72ZM68 223H69V222H68ZM71 223H70V224H71ZM132 223H133V222H132ZM37 224H38V222H37ZM39 224L41 225V223H39ZM44 224H45V223H44ZM64 224H65V226H66V222H65ZM133 224H134V223H133ZM138 224H139V223H138ZM40 225H39V226H40ZM46 225H47V224H46ZM144 225H145V224H144ZM144 225H143V226H144ZM68 227H69V226H68ZM115 227H116V226H115ZM136 227H137V226H136ZM134 228H135V226H134ZM137 228H138V227H137ZM39 229H40V227H39ZM52 229H53V228H52ZM43 230H44V229H43ZM43 230H42V231H43ZM140 230H141V229H140ZM48 231H50V230H49V227H48ZM51 231H52V230H51ZM51 231H50V232H51ZM137 231H138V230H137ZM46 232H47V231H46ZM155 232H156V231H155ZM155 232H154V234H155ZM43 233H44V231H43ZM51 233H52V232H51ZM54 233H55V232H54ZM66 233H67V232H66ZM50 235H51V234H50ZM93 235H94V234H93ZM94 236H95V235H94ZM57 237H58V235H57ZM50 238H52V237L50 236ZM248 238H249V237H248ZM254 238H255V237H254ZM51 240H52V239H51ZM60 240H61V239H60ZM64 241H65V239H64ZM64 241H62V242L64 243ZM252 241H253V240H252ZM58 242H59V241H58ZM60 242H61V241H60ZM249 242H250V241H249ZM261 242H262V241H261ZM261 242H260V244H261ZM2 243H3V242H2ZM2 243H1V245H2ZM250 243H251V242H250ZM253 243H254V241H253ZM56 244H57V243H56ZM60 245H61V244H60ZM63 245H65V244H63ZM63 245H62V246H63ZM246 245H247V244H246ZM246 245H245V247H246ZM248 245H249V244H248ZM248 245H247V246H248ZM251 245H252V243H251ZM251 245H250V246H251ZM253 245H254V244H253ZM4 246H5V245H4ZM4 246H3V247H4ZM58 246H59V245H58ZM250 248H252V247H250ZM248 249H249V247H248ZM248 249H247V250H248ZM60 250H61V248H60ZM60 250H59V251H60ZM3 251H4V250H3ZM23 251H25V253H26V250H23ZM243 251L246 252V250H243ZM256 251H257V250H256ZM4 252H5V251H4ZM7 252H8V251H7ZM49 252H51V251H49ZM23 253H24V252H23ZM29 253H30V252H28V255H29ZM56 253H57V252H56ZM22 255H23V254H22ZM24 256H25V255H24ZM24 256H23V257H24ZM68 256H69V255H68ZM10 257H11V256H10ZM70 258H71V257H70ZM1 259H2V258H1ZM208 260H209V259H208ZM0 262H1V261H0ZM7 262H8V261H7ZM19 262H20V261H19ZM20 263H21V262H20ZM0 264H1V263H0ZM4 264H5V262H4ZM14 264H16V263H14Z\"/></svg>",
  "mask_w": 264,
  "mask_h": 264
}]
</instances>
